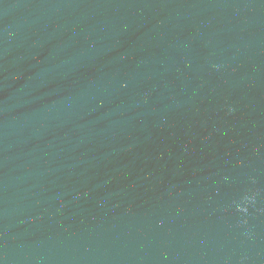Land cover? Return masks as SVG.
<instances>
[{"label":"water","instance_id":"water-1","mask_svg":"<svg viewBox=\"0 0 264 264\" xmlns=\"http://www.w3.org/2000/svg\"><path fill=\"white\" fill-rule=\"evenodd\" d=\"M0 264H264V0H0Z\"/></svg>","mask_w":264,"mask_h":264}]
</instances>
